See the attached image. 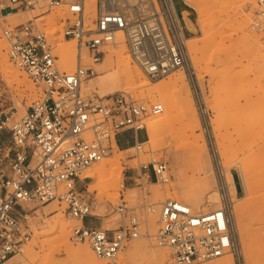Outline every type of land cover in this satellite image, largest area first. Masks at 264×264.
I'll return each instance as SVG.
<instances>
[{
	"label": "built area",
	"instance_id": "obj_1",
	"mask_svg": "<svg viewBox=\"0 0 264 264\" xmlns=\"http://www.w3.org/2000/svg\"><path fill=\"white\" fill-rule=\"evenodd\" d=\"M258 2L264 20V0ZM88 9L87 0H0V28L9 58L42 88L16 122L10 120L0 95V264L20 253L32 238L31 217L46 203L57 200L65 205V213L77 221L71 240L88 243L109 264H121L126 243L141 235L140 214L157 212L151 205L129 206L122 201L115 208L124 219L118 228L97 225L94 201L82 175L109 155L121 138L132 142L135 152L143 151L145 141L139 140V132L146 129L144 120L162 113L163 104L122 91L88 94L84 86L98 76V66L121 37L133 62L151 80L179 68L190 69L191 31L175 0H95L93 13ZM15 10L42 15L62 10L61 34L75 43L76 67L61 69L58 45L43 22L31 18L11 25L8 19ZM197 102L207 125L199 95ZM140 170L146 179L162 183L171 179L164 158L151 156ZM127 180L135 178L129 175ZM158 213L156 240L170 250L174 264H197L229 252L241 262L225 199L220 207L202 212L182 200L166 198Z\"/></svg>",
	"mask_w": 264,
	"mask_h": 264
},
{
	"label": "rangeland",
	"instance_id": "obj_2",
	"mask_svg": "<svg viewBox=\"0 0 264 264\" xmlns=\"http://www.w3.org/2000/svg\"><path fill=\"white\" fill-rule=\"evenodd\" d=\"M200 1H202L206 6L205 8L208 9H206L208 12L207 16L209 21L212 19V24H210V26H208L207 28L209 29V32L214 33L212 38L216 39L215 41H212L211 38L208 42H206L208 44L203 43V40L205 39V31L203 30L202 25L198 20V8L190 3L186 4L187 2H185V0H175L178 11L186 9L188 11L187 17L191 18L195 23V32L188 33L187 35L188 37L194 36V39L192 41L187 40V45L191 55V66L190 69H184L191 90V95L193 97L199 118L201 120V126L196 129L195 132L196 134L202 133L206 137L210 152L215 185L221 193L222 199H225L228 202L231 209L232 222L236 232L241 262L238 261L237 257L234 254H228H232L235 264H264V203L262 199L258 197L250 213H248L246 209L244 213H247L242 214L241 223L243 227L247 228L250 239L249 248L245 251L242 246L241 236L238 230V222L233 207L234 202H232L231 199L232 194L230 185L228 180L226 182V174H230L229 171L231 170L236 178L238 186V196L243 198H247L250 195V190L248 191L249 188L247 183H264V97L261 102L257 103V105L247 104L249 100L257 98V94L255 93L248 100H245L243 98L240 99L239 102L243 107H245L246 111L244 114L245 120L242 121L241 125H238L234 122L231 125V122H229V117L232 114L236 113L233 111V106L236 101L232 97L237 94V89H229V87L226 85V81L228 80L225 77L223 79L221 77L223 75L216 74L218 72L220 74V70H222L219 69L217 71V68H224V66L222 65H224L225 63V57L233 55L234 53L236 54L239 52H243L246 55L245 57L247 59L243 57V60L240 64L236 63L234 65H231L228 67V69H235L244 73L247 72V74L249 75V80L253 81L255 87L260 85L264 87V20L259 14L260 7L258 0H241L242 3L238 2L237 4L240 5L237 6V4H235L236 7H234L235 5L233 4V0L230 3L229 0H227V3H225L223 7H220L221 5L217 4L218 2H215V0ZM210 1L213 3H211ZM235 1L238 0H234V2ZM231 4L234 5L232 6L233 9H230ZM15 11L17 12L16 14L21 12L22 16L25 15L27 20L35 17L33 13L37 15V18L35 19L39 22H43L42 25H45L43 27H45L51 33L52 38L58 45L59 53L61 55L60 47L64 46L68 42L65 41L63 35L61 34L62 24L60 22V18L63 16L62 10H58L60 12L58 14L54 10H52L45 15L38 14V12L29 10ZM89 11L90 9H88V12ZM226 11H228L229 13H227ZM38 15L43 17L51 16V20H48V18L40 19L38 18ZM224 18L226 21L224 20ZM13 21V17H10L8 19V22L11 25H16L13 24ZM22 22L25 21H19V23ZM239 25H241L243 29ZM213 28L214 30H212ZM239 28H241L242 30H240ZM244 30H246L245 33L243 32ZM0 39L5 42L8 49V44L1 28ZM193 43H197L199 49L193 50L192 48H190V44ZM132 63L134 62L132 61ZM13 65L19 68L14 63ZM179 70L180 69L172 71L168 75L152 81L155 83L163 80L168 81L171 75L173 76V74H177ZM28 80L32 81L29 76ZM32 83L34 85V87L32 85L34 90L31 89L30 91V89L22 86H20L21 90L17 89V83L11 79H6L2 71L0 70V95L3 101V108L10 110L9 115L11 116L10 120L12 122L18 121L23 115H25L29 110L32 102L40 95V93H42V88L37 86L33 81ZM121 91L127 92L133 95L134 98L145 102H161L159 98L152 99L151 97L142 95L139 91L135 90L126 91L124 89H121L116 92ZM96 92L100 96H102L100 92ZM197 95L202 98V101L204 103V107L206 110L205 116L208 120L207 125L204 122V114L197 102ZM153 116L156 115H149L148 117H146L144 120L145 124H147V120H149ZM180 119L181 117H178L175 122H173V124L167 129V131H165V138L167 143H165L158 149L151 150V147L147 143H145L143 145L144 150L137 153L134 151V149L129 148L132 146V142L129 144L124 143L123 138H121L122 143H119L118 147L113 145V148L110 151L109 155H107V157L115 154L123 161V163L127 165V168L125 169V185L124 187L119 185L118 192L116 191L117 193H114L115 191H113V193L116 195L115 198L109 199L107 202L105 201L106 199H108L106 193L101 194L98 189L89 187L90 197L94 201L93 211H96L97 205L99 204H102L103 211H101L103 213H107L109 210H111L107 215L103 216L96 214V217L94 218L97 223H102L105 228L106 225L104 223H106V221L108 223H111V225L109 226V228L111 229L118 228L124 222L123 217L115 211V208L120 203H122V201H125L129 206L151 205L157 209V212L155 213L149 211L145 213L142 212L140 214V218L142 220L141 235L138 238L132 239L131 241L126 243V246L122 250L119 258L121 264H150L149 253L150 250H154L153 248L155 247V249H166L167 258L165 259V264H174L170 250L165 246L159 245L155 238V235H152L151 231L148 230L147 220L151 216H154L158 220V210L160 208L161 202L166 198H173L172 196L174 195L181 196L182 187H186L190 184L187 183V179L193 177V174H195V177L199 176L197 168L193 163V159L190 156L191 154L188 142V135L190 134V132L187 135L188 132L184 131V129L182 128L183 124ZM218 122H220L223 127L218 124ZM247 122L250 124H248ZM217 125L221 126V133H219V129H215V127L218 128ZM217 134H221V138L226 142V152L229 159L223 158L219 153L216 139ZM139 136L140 141L147 140L148 135L146 129L139 132ZM246 137L247 141H249L250 144H246ZM259 137L260 144L253 146V141L259 139ZM151 156L164 158L168 161L171 175V179L169 182H157L154 178L146 179L142 175L140 166L142 163H144V161L150 159ZM173 158L176 159V165L179 167L178 170H175L173 166ZM248 160H253L256 162L252 163L253 161L249 162ZM244 165H247L249 167L248 176L250 177H246V174L242 172ZM250 173H252V176ZM129 175H133L135 180H131L128 182L127 179ZM91 181L92 179H86L87 184L89 182L91 183ZM227 183L229 185V188L227 186ZM122 198L124 200H122ZM53 202L59 204L57 200ZM50 203L41 205L39 207L40 210L36 211L32 215L31 224L33 235L32 238L25 244V246L31 244V246L35 249H39V239L43 238L39 235V232L43 229L42 222H44V220H50L51 216L55 214V212L59 211L61 207V205L59 204V207H57L55 211H46L44 206ZM207 205H209V203H207ZM249 216H251V219H253L252 225H250L249 223ZM67 221L69 224L68 228L71 231L72 227L77 223V221L73 219L69 214H67ZM137 241L148 242L149 251L145 250L141 253L131 254V252L128 250V246ZM73 243L76 245L87 244L75 242ZM54 257L59 262L66 261L67 264H71V262L68 261L65 250L62 247L56 248L54 250ZM19 260L20 255L18 254L15 255L12 260L10 259V261H8L6 264H17ZM106 262L107 264H109L108 261ZM206 262H200L197 264H204Z\"/></svg>",
	"mask_w": 264,
	"mask_h": 264
},
{
	"label": "bare ground",
	"instance_id": "obj_3",
	"mask_svg": "<svg viewBox=\"0 0 264 264\" xmlns=\"http://www.w3.org/2000/svg\"><path fill=\"white\" fill-rule=\"evenodd\" d=\"M87 1H88V6L90 8L89 12L93 13L95 0H87ZM199 1L185 0V2L195 5L198 8L199 10L198 20L200 21L202 28L205 31V39L203 40V43L208 44L206 42H208L214 35V33L209 32V29L207 28L208 26H210V24H212V19L210 18L211 20L209 21L207 16L208 9L205 8L206 6L203 4L202 1L200 2ZM201 2L203 5L201 4ZM215 2H218L217 4L221 5L220 7H223L224 4L227 3V0L224 1L215 0ZM230 2H232V0L231 1L229 0V3ZM238 2L242 3L241 0L235 2L233 0L234 5L237 4ZM234 5L231 4L230 9H233L232 6ZM239 5L240 4H237V6ZM234 7H236V5ZM18 11H24V10H18ZM228 11L226 12L229 13ZM16 13L17 12L15 11L10 16L13 17L14 20L13 24L17 25L20 20L22 21L24 20L26 22L27 19L25 15L22 16L21 12H19L18 14ZM33 15L35 17L32 18H37V15H35L34 13ZM184 16L186 18L187 25L189 26L191 31L195 32V28L192 25L193 23H191L187 17V12H184ZM50 17L51 16L48 17L39 16L38 18L40 19L48 18V20H51ZM239 26L242 28L241 25ZM241 28L239 29L242 30L243 28L242 29ZM212 30H214V28ZM245 31L246 30H244L243 32L245 33ZM2 39H0V70L2 71L4 77L6 79H11L14 82H16L17 86L19 87L18 88L16 86L17 89L21 90L20 86H22L30 89V91L31 89L34 90L33 89L34 85L32 81L28 80V76H27L28 74H26L23 70H20L21 68L19 69L15 67L11 62L8 54L7 45ZM193 39L194 36H189V37L187 36L188 41H192ZM215 40L216 39L212 38V41ZM190 48H192L193 50H197L199 49V46L197 43H193L190 44ZM60 49H61L60 62L61 61L63 62V63L61 62V69L63 70L74 69L77 64L76 48L74 42L68 41L64 46H61ZM127 49H128L127 45L124 39L121 37L119 39V45L115 48H112L111 51L105 57L104 61L98 66V71H99L98 76L90 80L87 84H85L84 91L88 94L92 93L93 91H98L102 94V96H106L121 89H124L126 91L135 90V91H139L142 95L151 97L152 99L159 98L164 106V111L147 120L146 131L148 138L147 140H145V143H147L151 147V150L158 149L162 145L167 143L165 138V131H167V129L173 124V122H175V120L178 117H181L180 120L183 124L182 128L184 129V131L188 132L187 135L190 132V134L188 135L189 149L191 154L190 156L193 159V163L196 166L197 172L199 174V176L196 177L195 174H193V177L187 179L188 180L187 183L190 184L187 185L186 187H182L181 196L174 195L172 197L177 198L179 200L181 199L182 201L184 200V202L186 201V203L188 202V204H191L195 210L202 212H206L211 209L220 207L222 205L221 204L222 195L219 192L214 182L213 168H212L210 152L206 141V137L202 133L196 134L195 132V130L201 126V120L199 118L198 111L195 106V102L191 95V90L189 87L185 70L183 68H179L180 69L179 72L175 75L173 74V76L171 75L168 81L163 80L155 83L143 72V70L139 65L132 63L133 60L131 61L132 58L128 53ZM242 53L240 52L236 54L234 53L233 55L225 57L226 58L224 60L225 63L224 65H222L224 66V68H217V71L219 69H222L220 70L221 73L219 74V72L218 73L214 72L218 75H223L221 77L223 79L225 77L228 80L226 81V85L229 87V89H235V88L237 89L236 90L237 94L232 97L236 101L233 106L234 109L233 111L236 113L232 115L230 114L231 116L229 117L230 120L229 122H231L230 123L231 125L233 124V122L238 125H241L242 121L245 120L244 114L246 111H245V107H243L240 104L239 102L240 99L243 98L245 100H248L255 93L257 94L256 96L257 98L249 100L247 104L257 105V103L261 102L264 97V87L261 85L255 87L253 81L249 80L248 78L249 75L247 74V72L244 73L237 71L235 69L234 70L228 69V67L231 65H234L236 63L240 64L241 61L243 60V57L246 58L245 57L246 55ZM218 124L221 125L220 122H218ZM217 126L218 128L214 126L215 129H219V133H221L220 127L222 125L221 126L217 125ZM220 135L218 134L216 135L217 147L219 153L222 155L223 158L229 159L227 157V152H226L227 151L226 142L221 138ZM245 140H246L245 141L246 144L247 143L250 144V142L247 141V137L245 138ZM259 144H260V137L259 139L254 140L252 145L256 146ZM114 145L118 147L117 143H115ZM129 148L131 149V147ZM148 161L149 159L147 161H144V163H147ZM248 161L251 162L253 160H248ZM255 162L256 161H253L252 163ZM172 163L175 170H178L179 167L176 165L175 158H173ZM126 168L127 165L123 163V161L118 156L112 154L111 156L109 157L106 156L101 161L89 166L85 170L82 176L87 180L92 179V181H94L88 183V185H90L88 186V190L89 187H91L93 189H98L101 194L106 193L108 199H106L105 201L108 202L109 199H113L116 197L114 193L118 192L119 185L120 186L124 185ZM248 168L249 167L247 165H244L242 170V172L246 174V177L248 176L249 173ZM229 173L230 174H226L227 175L226 182L228 180L230 185V190L232 194L231 199L232 202H234L233 207L238 222V230L241 236V243L244 250L246 251L249 248L250 239L247 228L242 226L241 217L242 214L246 211V209L247 212L250 213L258 197L261 198L264 203V183H247L249 188L248 191L250 190L249 191L250 195L247 198H243L238 196V186L233 172L230 170ZM250 174L252 176V173ZM229 185L227 183L228 188ZM113 191L115 192L113 193ZM58 203L60 204V202ZM207 203H209V205H207ZM59 204H57L56 202H52L50 204L45 205L44 207L46 211L52 212L55 211L57 207H59ZM99 205H97L96 211L94 210L95 214L104 216L111 211L109 210L107 213H102L101 210L99 209ZM39 210L40 208L38 207L36 211ZM248 220L250 225H252L253 219H251V216L248 217ZM42 223H43V229L41 231L39 230L40 231L39 235L43 238L39 239V243H38L39 249H35L34 247L31 246V244L27 246L24 245L25 247L23 246L24 248H22V251L18 253L20 255V260L17 262V264H50V263L67 264L66 261L59 262L54 257V250L56 248H61V247L65 250V253L67 254L68 257V261H70L71 264H107L106 262L107 260L97 256V254L93 251L92 247L88 245V243L82 245H76L71 241L70 239L71 231L68 228L69 224L67 221V214L65 213V205H61L60 210L55 212V214L51 216L50 220L47 221L44 220V222ZM104 224L106 225V228H109V226L111 225V223H108L107 221ZM159 225H160V217L158 220L154 216L148 218L147 228L149 231H151L152 235H155V238L157 231L159 229ZM155 248H153L154 250H150L149 263L165 264L164 262L165 259L167 258L166 249L163 248L155 249ZM148 249H149V244L146 241H137L128 246V250L131 252V254L141 253ZM229 253L234 254L233 252H229ZM232 254L227 253L221 256V258L220 257L215 258L218 260L212 259V261L208 260L210 262H206V261L203 262H206L204 264H235ZM14 257L15 256H13V258ZM13 258L11 257L10 259L12 260ZM10 259L8 261H10Z\"/></svg>",
	"mask_w": 264,
	"mask_h": 264
},
{
	"label": "crops",
	"instance_id": "obj_4",
	"mask_svg": "<svg viewBox=\"0 0 264 264\" xmlns=\"http://www.w3.org/2000/svg\"><path fill=\"white\" fill-rule=\"evenodd\" d=\"M186 4H189V3H186ZM182 12H183V14H184V12H187V13H188V11H187L186 9H183ZM184 18H185V16H184ZM188 19L190 20L191 23H193L192 25H193L194 28H195V23L193 22V20H192L191 18H189V17H188ZM185 22H186V25H187L186 18H185ZM187 27H188V29L191 31V29L189 28L188 25H187ZM191 32H193V31H191ZM99 209L102 210V204L99 205ZM102 211H103V210H102ZM102 211H101V212H102ZM102 213H103V212H102ZM88 221H90V220H88ZM100 224H101V223H97V225H100Z\"/></svg>",
	"mask_w": 264,
	"mask_h": 264
},
{
	"label": "trees",
	"instance_id": "obj_5",
	"mask_svg": "<svg viewBox=\"0 0 264 264\" xmlns=\"http://www.w3.org/2000/svg\"><path fill=\"white\" fill-rule=\"evenodd\" d=\"M119 143H120V144L122 143L121 140H119Z\"/></svg>",
	"mask_w": 264,
	"mask_h": 264
}]
</instances>
